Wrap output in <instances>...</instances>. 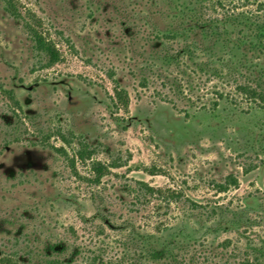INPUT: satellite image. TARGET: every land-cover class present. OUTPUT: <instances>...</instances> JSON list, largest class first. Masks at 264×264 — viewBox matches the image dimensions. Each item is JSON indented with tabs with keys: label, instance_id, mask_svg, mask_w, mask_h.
<instances>
[{
	"label": "rangeland",
	"instance_id": "rangeland-1",
	"mask_svg": "<svg viewBox=\"0 0 264 264\" xmlns=\"http://www.w3.org/2000/svg\"><path fill=\"white\" fill-rule=\"evenodd\" d=\"M11 2L14 13L0 0V264H12L5 259L22 255L26 234L33 241L45 240L48 226L57 222L61 232L74 225L81 239L89 236L77 211L81 207L92 215L96 210L89 186L73 176L68 160L55 150L65 146L72 155L81 139L95 150L94 158L128 161L101 185L118 215L147 214L150 208L134 211V193L121 191L141 180L182 187L202 202L217 200L214 223L229 220L227 206L245 204L251 206L245 221L263 220L257 206L264 202V110H252L246 101L200 109L198 96L211 99L216 82L187 66L170 71L184 95L170 87L164 67L152 58L160 48L154 27H165L166 18L150 0ZM231 5L264 16V0ZM27 22L56 44L60 62L45 67ZM116 86L128 98L120 99ZM5 89L15 92L20 108ZM77 166L88 173L81 162ZM229 174L238 177L239 187L216 192L211 182ZM68 191L78 195L79 204L60 197ZM179 211L176 207L174 216ZM198 228V244L183 253L195 264H239L246 256L247 236L264 240V221L242 225L241 231ZM109 241L115 254L116 241ZM32 245L41 247L37 241Z\"/></svg>",
	"mask_w": 264,
	"mask_h": 264
},
{
	"label": "trees",
	"instance_id": "trees-1",
	"mask_svg": "<svg viewBox=\"0 0 264 264\" xmlns=\"http://www.w3.org/2000/svg\"><path fill=\"white\" fill-rule=\"evenodd\" d=\"M4 1L9 11L14 13L11 0ZM150 1L166 18L165 27H154V40L160 48L152 58L154 65L164 67L165 79L170 87H175L179 95H184L181 82L170 71L187 66L216 82L211 99L198 96L196 103L200 109L216 110L222 102L240 106L246 101L252 110H264V16L230 6L234 0ZM26 28L45 67H52L62 60V53L42 30L29 22ZM4 91L20 108L15 92L12 89ZM116 94L120 99L128 98L125 90L118 86ZM58 135L64 142L69 141L62 132ZM78 145L72 155L65 146L55 150L68 160L73 176L89 186L91 199L96 205L95 212L87 215L82 213L81 207L77 208L85 228L83 232L89 236L81 239L83 236L74 225L65 226V231L61 232L57 222L52 228L48 226L50 234L45 240L41 236L33 241L26 234L22 255L16 259L9 257L5 261L12 264H195V261L187 260L183 253L192 244H198V227L211 231L221 228L241 231L242 225L253 227L264 221L262 201L257 210L261 211L263 220L252 217L245 221L246 207H251L245 204L233 209L227 206L231 215L229 220L221 218L214 223L212 217L219 212L217 204L220 202L217 200L202 202L187 194L182 187H157L141 180H137L134 186H122L121 191L125 195L134 193V211L140 213L150 208L147 214L118 215L111 208L101 185L105 177L113 173V169L126 165L128 161L124 162L121 157L110 162L99 160L94 158L95 150L86 140H79ZM79 162L88 167L87 174L83 175L78 169ZM211 184L216 192L227 193L239 187L240 182L235 174H229L223 181H213ZM60 197H65L70 204H79L75 192L68 191L60 194ZM213 202L216 204L213 205ZM176 207L180 210L178 216H174ZM189 227L193 228L192 232ZM112 237L117 244L112 250L118 249L115 254L110 252L113 241L109 240ZM247 238L246 256L239 264H264V240ZM36 241L40 242V248L33 247L32 243ZM229 243L230 240L226 241L225 246Z\"/></svg>",
	"mask_w": 264,
	"mask_h": 264
}]
</instances>
